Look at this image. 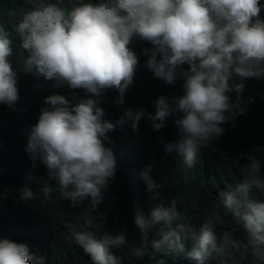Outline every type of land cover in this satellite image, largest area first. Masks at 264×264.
<instances>
[{
  "label": "clouds",
  "instance_id": "9594fccd",
  "mask_svg": "<svg viewBox=\"0 0 264 264\" xmlns=\"http://www.w3.org/2000/svg\"><path fill=\"white\" fill-rule=\"evenodd\" d=\"M262 10L260 0H77L71 7H65L63 0H32V7L14 25L27 53L20 57L22 71L73 90L72 101L61 94L45 98L47 107L41 109L26 146L33 166L36 160L45 166L65 199L88 200L85 214L97 211L101 190L109 187L116 173L114 152L105 144L116 124L103 119L99 98L104 90L114 89L119 93L115 103H124L139 65L129 47L134 38L154 46L144 50L150 53L145 66L154 77L171 85L179 76L184 94L171 102L158 97L154 113L127 109L116 123L130 120L136 131L143 118L153 131H160L177 113L173 123L181 139L175 147L184 163L192 166L201 150L223 135L222 125L235 119L236 110L244 111L240 104L245 86L232 83L233 78L264 77ZM13 55L11 33L0 24V104L9 107L19 98ZM80 89L89 97H77L75 90ZM233 92L235 101L230 99ZM172 148L167 146L168 151ZM260 169L261 163L253 157L243 181L218 193L219 204L242 227L240 239L227 230L217 234L216 221L222 217L216 209L199 229L181 219L175 204H154L146 213L138 211L135 224L142 233L160 226L151 247L162 255L183 251L189 261L206 264L230 254L249 264H264V200L252 196L254 189L264 195ZM140 177L154 201L163 185L152 179L150 166ZM22 189L25 201L36 199L26 184ZM41 190L44 198L52 199L50 185ZM71 236L91 264H120L113 249L129 243L124 228L98 240L90 231L73 227ZM134 254L143 255L144 248L137 247ZM0 264H46V257L30 252L27 244L4 238Z\"/></svg>",
  "mask_w": 264,
  "mask_h": 264
},
{
  "label": "trees",
  "instance_id": "16d2710c",
  "mask_svg": "<svg viewBox=\"0 0 264 264\" xmlns=\"http://www.w3.org/2000/svg\"><path fill=\"white\" fill-rule=\"evenodd\" d=\"M76 2L63 0V5L71 7ZM260 2L264 4V0ZM31 7L32 0H0V24L12 36L14 55L11 60L17 71L19 91V98L11 107L0 104V239L27 244L30 252L46 257V264H91L90 257L73 242L72 228L90 231L98 240L105 233L114 234L124 228L128 245L113 249L120 264H195L186 259L183 251L162 255L152 249L151 242L159 238L160 226L142 233L135 224V215L138 211L148 212L154 204L165 207L175 204L181 219L197 229L216 209L222 217L216 221L217 234L227 230L237 239L242 238L241 225L219 204L218 193L243 181L253 157L261 163L260 173L264 176V79L233 78L232 83L243 82L245 86L240 104L243 113L237 109L235 119L222 125L224 132L219 140L205 146L194 164L188 166L175 147L181 139L173 123L177 113L167 119L166 126L160 131H153L151 123L143 118L136 131L130 120L123 125L116 123L127 109L143 108L154 113L153 102L158 97L164 96L171 102L184 94L183 80L179 76L171 85L154 77L145 66L150 53L144 52L154 46L134 38L129 47L136 53L139 65L132 85L124 93V103L116 104L119 93L106 89L101 93L98 105L105 110L103 119L116 124L115 130L107 134L110 140L105 141L116 158L115 178L106 190H101L102 202L97 211L85 214L89 201L73 203L65 199L58 183L49 178L45 166L39 160L33 166L26 151L40 111L47 107L45 98L53 94L64 95L70 101L73 98V90L66 85L55 87L54 81L22 71L20 57L27 53L21 47L14 25L19 15ZM10 12L17 16H10ZM75 94L79 98L90 95L83 89L75 90ZM230 99L235 101V92L230 94ZM168 145H173L171 151H168ZM149 166L152 179L163 185L154 201L140 177ZM25 184L35 192V200L22 198ZM49 185L52 199L44 198L41 190L42 186ZM252 196L264 200L259 190L254 189ZM137 247L144 248L143 255L134 254ZM206 264H249V261L225 254L206 261Z\"/></svg>",
  "mask_w": 264,
  "mask_h": 264
},
{
  "label": "rangeland",
  "instance_id": "374dc122",
  "mask_svg": "<svg viewBox=\"0 0 264 264\" xmlns=\"http://www.w3.org/2000/svg\"><path fill=\"white\" fill-rule=\"evenodd\" d=\"M261 18L264 19V10H262L261 12ZM254 78H257V79H264V77H254Z\"/></svg>",
  "mask_w": 264,
  "mask_h": 264
}]
</instances>
